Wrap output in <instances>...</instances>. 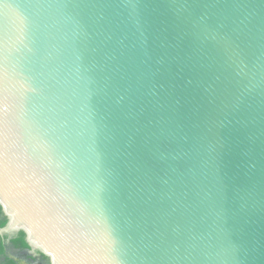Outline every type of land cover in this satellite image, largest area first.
Returning a JSON list of instances; mask_svg holds the SVG:
<instances>
[{
    "label": "water",
    "instance_id": "obj_1",
    "mask_svg": "<svg viewBox=\"0 0 264 264\" xmlns=\"http://www.w3.org/2000/svg\"><path fill=\"white\" fill-rule=\"evenodd\" d=\"M0 208L49 264H264V0H0Z\"/></svg>",
    "mask_w": 264,
    "mask_h": 264
},
{
    "label": "trees",
    "instance_id": "obj_2",
    "mask_svg": "<svg viewBox=\"0 0 264 264\" xmlns=\"http://www.w3.org/2000/svg\"><path fill=\"white\" fill-rule=\"evenodd\" d=\"M7 223L0 208V230ZM0 264H49L39 252L31 253L25 235L19 232L11 237L0 235Z\"/></svg>",
    "mask_w": 264,
    "mask_h": 264
},
{
    "label": "flooded vegetation",
    "instance_id": "obj_3",
    "mask_svg": "<svg viewBox=\"0 0 264 264\" xmlns=\"http://www.w3.org/2000/svg\"><path fill=\"white\" fill-rule=\"evenodd\" d=\"M5 235V234H4ZM8 236V235H7ZM32 253V252H31Z\"/></svg>",
    "mask_w": 264,
    "mask_h": 264
}]
</instances>
